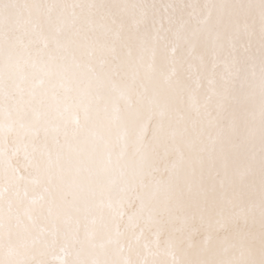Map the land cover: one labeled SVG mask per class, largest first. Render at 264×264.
<instances>
[{
  "label": "snow or ice",
  "instance_id": "snow-or-ice-1",
  "mask_svg": "<svg viewBox=\"0 0 264 264\" xmlns=\"http://www.w3.org/2000/svg\"><path fill=\"white\" fill-rule=\"evenodd\" d=\"M0 264H264V0H0Z\"/></svg>",
  "mask_w": 264,
  "mask_h": 264
}]
</instances>
